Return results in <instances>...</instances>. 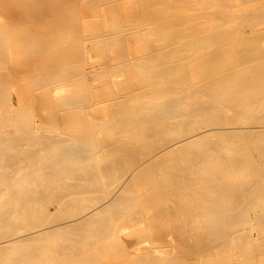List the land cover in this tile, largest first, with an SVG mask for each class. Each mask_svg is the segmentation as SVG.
<instances>
[{"label": "bare ground", "instance_id": "obj_1", "mask_svg": "<svg viewBox=\"0 0 264 264\" xmlns=\"http://www.w3.org/2000/svg\"><path fill=\"white\" fill-rule=\"evenodd\" d=\"M147 31L167 39L166 48L159 58L137 53L130 61L145 76L153 72L162 80L124 94V106L117 102L125 108L120 121L138 144L144 145L139 136L150 127L180 136L158 151L152 147L127 171L132 142L105 145L86 121L85 103L92 106L94 98L85 78V41L121 43L120 38ZM261 42L264 0H0V264H91L90 250L109 247L114 218L144 202L156 203L162 192L177 199L179 209L200 216L192 226L203 224L223 236L222 242L236 226L254 223L250 213L256 207L255 217L264 225V112L246 100L264 98ZM15 51L39 52V62L21 69L33 82L75 83L76 92L64 102L71 123H36L21 99L11 102L10 85L19 72L11 57ZM227 67L219 82L194 81ZM140 96L142 106L133 103ZM225 104L250 111L254 123L225 125L218 115ZM155 176L157 194L148 189L142 196L140 183ZM247 231L242 238L246 233L251 238Z\"/></svg>", "mask_w": 264, "mask_h": 264}, {"label": "rangeland", "instance_id": "obj_2", "mask_svg": "<svg viewBox=\"0 0 264 264\" xmlns=\"http://www.w3.org/2000/svg\"><path fill=\"white\" fill-rule=\"evenodd\" d=\"M144 9L147 11H150L151 7L145 6ZM28 25L31 26V24H28ZM85 30L86 32L89 33L92 31V27L88 26L85 28ZM166 40L167 39H164L163 37L158 36L153 31H149V32L147 31L143 33V35H141L140 37H132V35H127L126 37L120 38L121 43L109 41V42H106L100 45V44H92L88 40L85 41V51H86L85 69L87 71L85 78H86L87 83L90 85L91 97L94 98V101H93L94 104L92 106H88L87 105L88 103H85L86 110L88 112L86 121L92 125L95 137L99 141L101 140L102 142H104L105 145H109L111 147L113 146L119 147L123 145H129L128 143L132 142V144L130 143L129 145L131 149H129V152L126 155V159L127 158L130 159V160H127L128 162L127 164H129L127 171L130 169L131 165L134 162H136L137 160L140 161L147 154L154 151V149H156V145L158 147L157 148V151H158L161 148L168 145V143L174 142L172 137H175L176 139L180 136V135L179 136L176 135L174 132H172L169 129H163L162 127L160 128L150 127V130L147 129L144 132L145 136H143L144 133L139 136L140 138L144 139L143 140L144 145L138 144L137 143L138 141L136 140V138L132 140L133 135L130 134L128 129L123 128V125H125V122L120 121V118H121L120 115L122 113V110H125V108L122 107V109H120L121 106L119 107L117 105V102L118 104L119 102L123 104L124 99L122 98V96L124 94H127L131 91L138 90L140 87L145 86L149 81H153V83H155L157 81L162 80V78L154 76L153 72H148L146 76L140 73L136 65L132 63L130 60L134 59V57L136 55L138 56V54L140 55L149 54L153 56V58H159L162 55L161 52L163 48L164 47L166 48L168 44L167 43L168 41ZM261 43L264 45V42H261ZM125 49H127V51ZM15 53L16 51L14 52V54L11 55V57H12L13 64L16 67L14 69H17L19 72L16 74V76L13 79V82L10 85L9 93L11 96V102H13L14 104H17L18 99H21L22 103L20 105H24L25 108L33 112L36 123H47V124H50V123L59 124L60 123V125H65V123H69V122L71 123V120H70L71 116L69 114L70 110H69V107L64 102L66 101V98L71 94V92L72 93L76 92L75 83L73 84V82H71L68 79H65V80L63 79L62 81H59L60 84L58 81H52L49 83H45L44 85H42V83L39 81L33 82V79H31L28 75H26V73H22L21 69L23 68L24 64L26 65L28 63L32 65L34 63L39 62L41 59L39 52L32 54L31 56H29L28 54L24 55L23 52L21 53L17 52V54ZM121 62H122V65H119L121 64ZM95 66L96 68H94ZM92 68L96 70L94 71ZM228 70H229L228 67L224 68L220 70L217 74H214V75L210 74V76L209 74H207L208 77L202 76L203 74H200L197 76V78L194 81L197 84H206V83L208 84L210 81L211 83L214 82L215 79L217 78L219 82V80L225 76ZM67 73H71V70H69V72ZM106 86H108L109 88ZM40 87L41 89H39ZM248 99L253 105L258 106V107L263 105V102H264V98L259 99L255 97H250V98H247L246 100ZM144 100L145 98L140 96L138 100L133 101V103L139 106H142ZM191 105L193 104L190 103L189 106ZM258 107H257L258 110L257 109L256 110L259 112V114L261 111L264 112L263 110L264 108L260 109ZM235 109L236 107L231 106V105L227 106V104H225L219 110L218 115H220L221 118H224L223 122H225V125L231 124L232 122L248 124L247 122L249 121L250 123L251 119L249 116L253 115L250 113V111L247 112L246 110H243L240 112L238 109L236 110ZM257 111L255 115L258 113ZM234 112H237V113H234ZM263 112L261 113L263 114ZM111 115L113 118L111 117ZM114 120L115 121L117 120L119 125ZM251 123H254V122L251 121ZM139 137L137 139H139ZM149 142L151 143L149 144ZM153 142L154 143L156 142V143L154 144ZM159 143L161 144V146H158ZM151 144L153 146H151ZM118 147H113V148H118ZM149 147L150 149L148 150ZM133 155H136L137 157ZM163 155L164 154H162L161 156ZM131 160L132 162H130ZM149 165L150 163L147 165V168H145L144 170L146 173L150 172L148 170L150 167ZM245 177L249 178V175L245 174ZM182 181L183 180H181V182ZM157 182H159V178L156 176L151 179L142 181V183H140L141 187H139L141 195L143 196L145 193L153 189L156 191L155 193L157 194L158 190L155 189V186H156L155 183ZM175 182H178V180H176ZM156 197H157L156 203L144 202L142 203L143 205H141V208L135 209V207H133L130 213L129 212L126 214L123 213V215L118 214L114 218L113 224H112L113 232L110 238L109 247L103 250H99V249L90 250L89 253L92 255H95L91 264H95V263L97 264H120V262L121 264L122 262L123 264H170L166 261L172 262L174 264H178L176 263V261H180L179 264H199V263L203 264L205 261H207L206 264H208L209 261H211L210 263L214 264L216 263V260H215L216 258H217V264H219V262L222 264H226V263L227 264H234V263L235 264H241V263L258 264L257 262H259V264H261L262 262L264 263V225H262L263 223H260L259 220H257L255 217V214H256L255 211L258 210V207H256L255 211L253 210L250 213L251 217L253 216L252 219H254L253 220L254 223H251V224L248 223L249 225L248 224L246 225L244 223L243 225L236 226L235 228L231 229L230 234H229L230 240L229 239L226 240V238L224 237L225 242L223 241L224 242L223 243L221 241L223 240L222 239L223 236H218V235L211 233V230L207 228L206 226L205 228L203 224L199 225L200 227L198 225L196 227L192 226L191 224H193V222L195 224L196 223L199 224V220L201 219H198V218L200 216L199 215L196 216V214L194 215V213L192 211H189L188 208L179 209V207L181 206L178 205L177 199L171 198L170 195L168 197H165V194L163 192H162V195L158 194L156 195ZM168 198H171V199L169 200ZM159 200H161V202ZM89 204H92V203H89ZM49 210L55 211V205H49ZM82 213H85V212H82ZM259 223L261 225L258 226ZM252 225L253 227L251 228ZM185 229L188 231H186ZM115 230H117L116 232L119 233L117 237H115L116 236ZM207 230L208 232L210 231L208 236L205 235ZM191 231L193 232L195 231L194 232L195 235L191 234L192 233ZM246 231L251 232L252 236L250 238V236H247L248 233H246V237L248 241L244 239L245 242L247 241L246 242L247 244H244V242L242 241H243V238H246L245 234L243 238L241 236ZM233 232L234 233L236 232L235 233L236 235L233 234ZM261 232H262V235H261ZM210 237H212L213 239L210 240ZM257 237L259 239L262 237V239L259 240L257 239ZM218 239L219 240L221 239V240L219 241ZM249 239H253V240H249ZM260 242L261 244H259ZM213 243H216V244L218 243V245H216V248H215V244ZM248 243L251 245L250 247ZM256 244L259 245V248L258 246H256ZM193 247L195 250L192 249ZM226 247H227L226 251L229 249L230 251H227L228 254L227 252L223 254L222 252L225 251L224 249ZM251 248H252V251H251ZM256 248L258 249V251H254ZM201 249H203V251H201ZM202 252H203V255H202ZM205 252H208V253L206 254ZM210 252L211 253L214 252V253L211 254ZM250 253L252 255L253 253H255L256 255L254 254V256L252 257ZM216 254H219V255H216ZM259 254H260L259 256L260 259L257 258ZM144 256H145V259H144ZM231 256L232 257L235 256V257L232 258ZM249 256L251 259L248 258ZM245 257H247L248 259L247 258L245 259ZM199 259L201 260V262ZM250 260L254 262H250ZM256 260L257 262H255Z\"/></svg>", "mask_w": 264, "mask_h": 264}]
</instances>
